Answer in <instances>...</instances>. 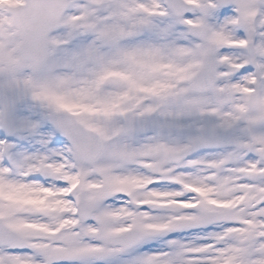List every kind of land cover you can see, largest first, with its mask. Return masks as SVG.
Returning <instances> with one entry per match:
<instances>
[{"label": "snow or ice", "instance_id": "obj_1", "mask_svg": "<svg viewBox=\"0 0 264 264\" xmlns=\"http://www.w3.org/2000/svg\"><path fill=\"white\" fill-rule=\"evenodd\" d=\"M0 264H264V0H0Z\"/></svg>", "mask_w": 264, "mask_h": 264}]
</instances>
